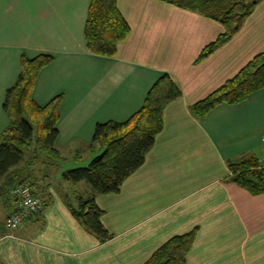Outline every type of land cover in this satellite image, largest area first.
I'll list each match as a JSON object with an SVG mask.
<instances>
[{"label":"crops","instance_id":"0c3cea01","mask_svg":"<svg viewBox=\"0 0 264 264\" xmlns=\"http://www.w3.org/2000/svg\"><path fill=\"white\" fill-rule=\"evenodd\" d=\"M116 4L130 31L113 57H103L86 49L89 0H0V134L10 123L2 105L22 55L52 57L31 96L42 107L61 95L55 147L66 161L87 152L97 123L124 122L137 112L163 74L181 92L164 108L143 165L119 193L94 196L111 239L98 241L71 215L70 184L50 182L55 171L62 179L64 163L39 160L28 171L46 205L10 233L5 220L16 205L7 201L0 264H144L170 238L194 229L186 264H264V193L238 186L229 170L248 159L264 166V88L241 103L219 104L203 119L189 110L264 53V9L197 62L222 32L218 22L157 0Z\"/></svg>","mask_w":264,"mask_h":264},{"label":"trees","instance_id":"16d2710c","mask_svg":"<svg viewBox=\"0 0 264 264\" xmlns=\"http://www.w3.org/2000/svg\"><path fill=\"white\" fill-rule=\"evenodd\" d=\"M157 1L197 13L221 25L222 32L202 49L196 60L199 62L231 41L262 0ZM129 31L116 0H89L84 38L90 54L113 57L117 44L125 40ZM51 62L49 55L41 54L31 59L22 55L20 73L14 85L6 90L2 105L10 123L0 134V179L4 180L3 185H28L36 196L35 176L28 170L39 160L53 167L66 161L55 147L61 95L42 107L31 96L39 71ZM262 88L264 53L254 56L234 77L192 104L189 110L196 118L203 119L219 104L241 103ZM180 96L178 86L168 74H163L149 90L141 108L129 119L95 125L92 140L86 146L93 156L86 165L62 172L63 180L85 182L90 188L91 195L87 197L75 193V205L67 200V208L78 224L98 241L104 243L111 235L100 221L103 211L96 205L94 196L119 193L123 182L143 165L153 147L162 129L164 108ZM80 157L79 153L74 156L77 161ZM229 170L231 181L238 186L253 194L264 193V166L256 159L230 163ZM45 205L43 200V208ZM41 211L27 221L39 218ZM195 232L194 229L170 238L144 264H186V254Z\"/></svg>","mask_w":264,"mask_h":264},{"label":"built area","instance_id":"2783aa9c","mask_svg":"<svg viewBox=\"0 0 264 264\" xmlns=\"http://www.w3.org/2000/svg\"><path fill=\"white\" fill-rule=\"evenodd\" d=\"M10 196L16 208L5 220L6 228L10 233L19 230L23 224L43 208V200L33 193L28 185H16L10 190Z\"/></svg>","mask_w":264,"mask_h":264},{"label":"rangeland","instance_id":"374dc122","mask_svg":"<svg viewBox=\"0 0 264 264\" xmlns=\"http://www.w3.org/2000/svg\"><path fill=\"white\" fill-rule=\"evenodd\" d=\"M261 2L263 3L264 0H262ZM261 2L259 4H257L258 7L256 9L254 8L253 12L250 14L252 16L251 18L262 16L264 4H262ZM92 156L89 152L88 153L86 152L85 154H83L81 156V158H80L81 160H79L77 162L72 161V160L65 161V163L63 164L64 169H62V170H67V169H72V168L79 167V166H84L89 162V160L91 159ZM58 175L59 176H57L56 171H55V173H51V181L50 182L52 184H54L53 186H57V185L61 186V183L64 182L66 184H70L69 192L74 191L75 193L80 194L83 197H87V193L89 192L90 188L88 187V185L85 182H82V184H80V185H76V183H70V182H66V181L62 180L60 177L61 176L60 172L58 173ZM1 183H2V179H0V184ZM15 185L16 184L14 183V184H7V185H1L0 186L1 187V189H0V227L2 226V221H1L2 218L1 217L4 213V211L6 209L9 210V203L7 201H9L10 203L12 202V198L10 196V190Z\"/></svg>","mask_w":264,"mask_h":264}]
</instances>
